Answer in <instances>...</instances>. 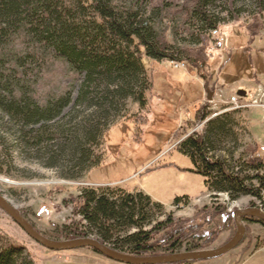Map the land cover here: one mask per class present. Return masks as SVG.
<instances>
[{"label":"trees","instance_id":"1","mask_svg":"<svg viewBox=\"0 0 264 264\" xmlns=\"http://www.w3.org/2000/svg\"><path fill=\"white\" fill-rule=\"evenodd\" d=\"M252 2L258 10L253 23L246 26L239 23L243 9H236L235 0H0V112L14 125L27 149L47 156L52 164L70 158L73 161L76 156L88 161L91 151L84 149L83 140L97 142L101 135L91 128H81L78 133L82 139L54 126L64 113L77 103L94 105L106 114L119 111L132 100L139 109L129 118L132 126L147 124L154 70L144 60L154 65L166 61L186 63L193 77L204 80V90L211 98L216 81L210 63L222 52L211 47L215 41L212 32L237 21L250 43L254 42L263 30L260 19L264 17V0ZM224 48H228L226 38ZM57 62L68 67L71 84L42 103L35 87L45 67ZM195 103V120L205 121V128L187 134L191 129L188 122L175 135L181 139L175 149L190 159L191 172L203 178V190L226 194L231 202L252 197L264 210V156L253 150L255 154L248 160V150L238 162H231L245 135L236 120L239 111L210 118L207 104ZM56 139L57 154L51 151ZM101 161L96 160L95 166ZM188 197H177L174 202L188 201ZM77 200L81 221L58 229L48 238H94L133 256L204 250L220 235H209L205 227L217 217L224 224L233 221V212L212 205L199 210L193 220L168 214L145 230L151 225L147 209L152 202L141 192L131 194L111 187L84 189ZM155 205L162 209V204ZM250 220L263 223L251 218L244 221ZM132 228L138 231L129 233ZM191 263L196 262L178 264ZM0 264L36 263L24 246L15 245L0 233Z\"/></svg>","mask_w":264,"mask_h":264},{"label":"rangeland","instance_id":"2","mask_svg":"<svg viewBox=\"0 0 264 264\" xmlns=\"http://www.w3.org/2000/svg\"><path fill=\"white\" fill-rule=\"evenodd\" d=\"M235 2L238 3L236 9H243L239 23L252 24L253 15L258 10L256 5L252 0ZM260 21L263 30L252 43L237 21L222 25L220 30L225 35L228 48L222 49L223 54L218 52L217 59L210 63L213 82L216 81L211 83L215 87L214 95L224 102L208 111L210 118L220 115L223 106L233 112L232 105L228 104L233 96L239 97V101L246 105L245 108L234 109L239 111L236 120L245 135L234 158L230 157L233 164L248 150H251L249 158L246 157L248 160L255 154L253 150H256V155L264 156V17ZM214 46L215 41L211 47L217 51ZM246 48L252 52L246 53ZM169 62L154 65L152 61L144 60L145 65L148 68L152 66L154 70L147 124L132 126L129 118L139 111L132 100L124 103L119 111L111 110L106 114L94 105H75L73 102V110L64 113L53 124L73 133L74 137L80 136L78 131L81 128H91L96 135H101L98 143L83 140L84 149L91 151L88 161L76 156L73 161L70 158L52 164L47 156L27 149L14 131V125L0 112V195L25 214L36 230L44 236L49 235L47 238L64 226L81 221L77 214V199L84 189L111 187L150 196L152 205H149L147 214L151 225L145 230L164 220L168 214L181 220H193L206 206L220 205L229 213L253 207L252 204L261 207V202L252 197L231 202L226 194L203 190V178L191 172L193 165L190 159L175 149L181 140H177L175 135L188 122L191 129L187 134L203 132L205 121L196 122L195 102L203 104L210 97L204 90V80L193 77L190 66L187 65V71L175 69ZM45 68L35 87L36 97L42 103L66 90L72 80L68 67L60 62ZM58 144V139L52 143V153L57 152ZM99 158L102 161L95 166ZM182 196H189L188 201L176 204L175 198ZM157 202L162 204V209L156 207ZM213 223L205 227L209 235L213 232L220 235L205 249L224 245L236 232L234 221L224 224L217 217ZM245 225L247 233L237 249L217 259L191 264H243L248 259H252L248 264H264V223L250 220ZM137 231L132 228L129 233ZM0 233L15 245L24 246L36 264L111 262L90 248L62 252L48 250L31 239L1 209Z\"/></svg>","mask_w":264,"mask_h":264},{"label":"water","instance_id":"3","mask_svg":"<svg viewBox=\"0 0 264 264\" xmlns=\"http://www.w3.org/2000/svg\"><path fill=\"white\" fill-rule=\"evenodd\" d=\"M0 209L4 211L31 239L48 250L62 252L90 248L100 255L121 264H178L217 259L237 249L244 240L247 233L245 219H257L264 223V210L260 208L249 207L242 210H236L233 212V221L236 232L231 240L218 248L191 252L185 251L172 255L141 257L113 250L94 238H79L64 241L47 238L36 230L32 223L25 218L22 212L2 195H0Z\"/></svg>","mask_w":264,"mask_h":264},{"label":"built area","instance_id":"4","mask_svg":"<svg viewBox=\"0 0 264 264\" xmlns=\"http://www.w3.org/2000/svg\"><path fill=\"white\" fill-rule=\"evenodd\" d=\"M212 36L215 38V46L214 48L217 49V50H221L223 47H224V42H225V39H224V35L221 33L220 30H214L212 32ZM170 65L175 68V69H182V70H187L188 67L187 65L184 63V62H175V61H171L169 62ZM216 94L214 95V97L210 98V99H207L204 103L207 104V110L208 111H211V110H214V107L215 105H219V104H224L223 101L219 100L216 98ZM229 105H232L231 109H242V108H245L246 105L245 104H242L240 101H239V97L237 96H233L231 97L230 101L228 102ZM224 107L226 106H223V111H221L220 113H225L227 111H229V109L225 110Z\"/></svg>","mask_w":264,"mask_h":264},{"label":"crops","instance_id":"5","mask_svg":"<svg viewBox=\"0 0 264 264\" xmlns=\"http://www.w3.org/2000/svg\"><path fill=\"white\" fill-rule=\"evenodd\" d=\"M189 75H191V74L189 73ZM251 260H252V259H248V260H246L243 264H248ZM92 263H94V264H121V263L114 262V261L112 262V260H111L110 263H101V262H98V261H94V260H92ZM254 264H258V263L256 262V263H254Z\"/></svg>","mask_w":264,"mask_h":264}]
</instances>
